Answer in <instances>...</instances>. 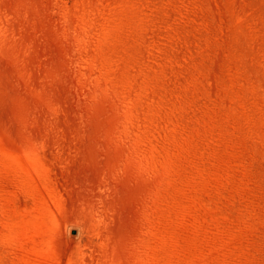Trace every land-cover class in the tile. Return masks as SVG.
<instances>
[{
    "label": "rangeland",
    "instance_id": "rangeland-1",
    "mask_svg": "<svg viewBox=\"0 0 264 264\" xmlns=\"http://www.w3.org/2000/svg\"><path fill=\"white\" fill-rule=\"evenodd\" d=\"M0 264H264V0H0Z\"/></svg>",
    "mask_w": 264,
    "mask_h": 264
}]
</instances>
